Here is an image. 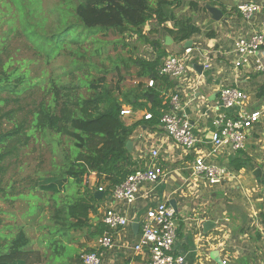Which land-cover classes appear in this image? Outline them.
<instances>
[{"label": "trees", "instance_id": "obj_1", "mask_svg": "<svg viewBox=\"0 0 264 264\" xmlns=\"http://www.w3.org/2000/svg\"><path fill=\"white\" fill-rule=\"evenodd\" d=\"M2 4L5 9L0 11V19L9 16L5 23L11 31H17L27 40L32 60L23 65L13 59L6 38L0 36V48H4L0 50V95L20 94L27 90V67L35 58L50 66L62 57L71 59L69 68L60 67L59 73L50 72L44 99L32 111H27L30 112L29 120L19 122L14 112L0 118V162L5 156L17 152L18 147L26 146L35 132L46 145L60 148L62 142H71L69 153L64 155L65 165H62L60 177L39 186L43 193L51 194L53 201L49 216L52 226L48 227L47 234L42 235L41 241V245L51 251L50 254L31 249L23 228L13 235L0 233V264H47V258L56 261L67 256L68 245L64 238L72 236L73 232L87 228L90 234L93 232V237L105 232L101 223L89 224V216L97 213L102 201L95 193L102 184L107 190L119 185L135 171V163L126 144L130 142L136 125L127 127L120 119L122 105L150 113L151 119L143 123L150 126H158L161 112L167 109L160 97V87L167 79L158 77L166 46L164 42L144 37L146 24L151 25L149 34L161 28L173 43L179 44L190 41L195 29L190 20L175 19L170 10L173 3L168 0H61L51 9H46L42 0H3ZM169 21L173 23L168 29L165 26ZM109 34L123 38L124 42L128 36L140 38L151 45L155 56L151 59L130 54L116 60L123 70L135 69L137 79L154 81L155 87L137 85L135 90L122 92L118 84L112 87L107 84L108 72L103 70L102 63L98 76L91 73L98 66L93 61L87 65L83 63L87 58L85 43L90 40L95 43L89 56L99 58L103 53L102 47L98 46L102 38L95 35ZM123 47H126L125 43ZM113 65L118 75V62ZM22 68L25 71H20ZM45 72L42 70L41 77ZM260 92L264 93V87ZM2 119H6L12 129L2 132ZM51 152L55 153L54 150ZM4 171V167H0V173ZM91 174H94V185L82 186ZM69 181L73 182L75 189L68 192ZM59 195L65 196L59 199ZM17 196L23 198V195ZM28 197L36 198L33 195ZM37 201H40L39 197ZM33 208L35 205L29 204L28 215H35L29 212ZM41 210L38 205L37 212ZM79 257L76 253L71 255L67 264H81Z\"/></svg>", "mask_w": 264, "mask_h": 264}, {"label": "crops", "instance_id": "obj_2", "mask_svg": "<svg viewBox=\"0 0 264 264\" xmlns=\"http://www.w3.org/2000/svg\"><path fill=\"white\" fill-rule=\"evenodd\" d=\"M168 1L173 3L170 10L175 19H188L195 29L188 45L193 49L194 57L185 65L188 80L180 84L181 87L169 81L162 86L173 90L179 88V114L188 119L199 143L194 150L184 151L166 138L160 125L143 124L148 122L142 119L144 111L131 107L135 114L124 124L127 127L136 125L130 137L133 168H142L145 153L160 149L161 165L167 176L160 183L144 184L139 188L136 200L130 206L121 207L109 193L101 196L97 212L115 208L126 213L129 220L126 227L113 233L114 247L102 252L101 260L103 264H145L148 253L131 250L140 237L139 222L147 209L157 203L169 205L173 200L178 226L174 252L184 258L185 264H221L222 261L226 264H264V214L260 201L264 196V114L250 129L243 150L233 153L222 148L213 158L212 162L224 167L227 173L220 183L210 185L203 177L191 174L194 158L209 149L207 137L213 130V117L228 112L213 107L223 87H237L247 95L243 109L264 113V93L260 94L264 87V70L256 69V60L264 68V48L251 56L249 64L238 69L233 65L235 40L248 35L263 20L257 16L247 22L237 7L248 2L264 5V0ZM179 7L183 10H178ZM208 8L220 11L218 21L213 19ZM172 23L169 21L165 27L171 28ZM149 35H152L151 39L164 42L166 55L181 54L185 48V44L172 40L165 45L168 36L161 28ZM204 54L210 60L208 68L204 67ZM196 83L197 89L192 93ZM161 99L164 104L165 99ZM89 223L94 226L96 220ZM206 223L208 226L204 227ZM99 237V234L95 236L92 250L97 249Z\"/></svg>", "mask_w": 264, "mask_h": 264}, {"label": "built area", "instance_id": "obj_3", "mask_svg": "<svg viewBox=\"0 0 264 264\" xmlns=\"http://www.w3.org/2000/svg\"><path fill=\"white\" fill-rule=\"evenodd\" d=\"M240 15L247 21H252L255 17L261 16L263 20L258 27L246 36L238 37L233 45L234 68L238 69L250 63L251 56L264 48V5L255 2H248L237 7ZM153 22V21H152ZM149 27V24H146ZM145 26V27H146ZM149 30V29H148ZM143 31L145 35L147 32ZM197 52V51H196ZM154 56V52L151 53ZM194 57L191 47H185L182 53L168 54L164 56L158 68V77L167 79L169 82H176L181 87L186 78L185 65ZM202 59V58H201ZM204 67L208 68L210 60L206 54L203 55ZM256 69L264 68L256 60ZM146 87H155L152 80H146ZM197 83L192 89L196 91ZM180 90L179 88L167 89L160 87V97L165 99L163 105H167V110L161 112L159 125L167 139H170L184 151L190 152L195 149L199 140L193 133V128L188 119L179 114L180 111ZM247 95L237 87H223L218 94V99L213 107L215 110L228 111L227 113H217L212 120L213 130L208 133L207 152H201L192 163L191 174L195 177H203L210 185L220 183L226 176L224 167L214 164L213 158L219 150L225 148L233 153L245 148L250 129L256 125L263 117V111H248L243 109ZM168 100V101H167ZM135 112L130 106L122 105L119 116L125 122ZM151 114L143 112L142 119L148 121ZM160 149H151L145 153L142 168L129 174L119 185L106 190L100 186L97 192L102 195H111L110 198L121 205L130 206L136 200V195L144 184L160 183L166 178L167 172L161 165ZM90 178L94 177L91 174ZM262 213L264 214V196L261 198ZM100 223L106 229L97 239L94 252L82 253L79 257L81 264H103L101 260L102 252L114 247L113 233L121 230L129 224L126 213L115 208L105 209ZM140 237L131 250L134 253H148V260L145 264H185L184 258L174 252L176 241L177 220L174 210L168 203H157L154 207L147 209L140 222ZM221 264H226L222 261Z\"/></svg>", "mask_w": 264, "mask_h": 264}, {"label": "rangeland", "instance_id": "obj_4", "mask_svg": "<svg viewBox=\"0 0 264 264\" xmlns=\"http://www.w3.org/2000/svg\"><path fill=\"white\" fill-rule=\"evenodd\" d=\"M4 1L8 2L9 0ZM2 2L3 0H0V11L5 9ZM58 2H61V0H42V5L47 7L46 9H51V7L57 5ZM178 10H183V7H179ZM54 18L55 15L53 19ZM8 19L9 16L6 19L5 17L0 19V36L6 38L5 40L9 44L8 51L10 56L20 64L25 65L28 63L27 60H32L31 47L27 40L19 35L17 31H11V27L5 23ZM148 29L149 27L146 26L145 31ZM149 31L150 29L144 36L148 38V40L152 38V35H149ZM95 36H98L99 39L102 38V41L98 46L102 47L103 53H100L99 58H93L92 56L90 58L89 53L95 47V43L91 40L86 41L85 49L87 51V58L83 63L87 65V62L93 61L98 66V68L91 71V73L98 76L97 72L99 68H101L102 63L103 70L108 72L106 75V81L109 86L112 87L115 84H118V87L122 92L135 90L137 85H143L145 87L146 79H137L134 74L135 69L129 68L128 70H123L119 60L116 59L125 58L130 54L137 58L151 59L153 56L151 54L153 51L151 45L147 43L145 44L140 38H131L130 36L125 39V42L123 41V38L112 34L107 36ZM124 43L126 44L125 48L123 47ZM2 49L4 48L1 47L0 50ZM62 58L56 60L51 66L50 64H42L40 60L36 61L35 58L27 67V69H29V72L26 74L29 80L27 90L20 94L0 95V118L5 117L10 112H14V115L17 118L16 120L19 122L24 119L29 120L30 112L27 113V111L31 109L33 110L34 107L44 99L50 72L53 71L54 73H59L60 70L58 68H69V62L71 59L66 57V61ZM116 61L118 62L117 66L120 69L118 75L114 71L113 65ZM86 69L87 68H84V70ZM22 70L25 71V68H22L20 71ZM42 70L46 71L44 77H41ZM74 78L77 77L74 75ZM119 78L121 81H118ZM134 95H136V93H134ZM26 113V118H23ZM2 124V132H7L12 129V126L7 123L6 119H2ZM70 145V141L62 142L60 148L53 145H46L43 139L39 136V133L35 132V135L31 136L30 140L26 143V146L18 147L17 152H13L10 156H5V159L0 162V167H4L5 169L3 173H0V233L3 236L13 235L18 229L23 228L30 241L31 249L50 254L51 251L49 252L46 247L44 248L41 245V241L43 238L42 235L47 234L48 227L52 226L49 216L51 215L50 205L53 201L50 199L51 194L43 193L39 186L47 184L54 178L58 179L60 177L62 165H65L63 163L64 155L69 153ZM51 150H54L55 153H52ZM3 153H5V151H3ZM90 177L85 180L86 183L83 181L82 186L87 184L92 187L91 185L94 184L92 182L94 177ZM67 186L68 192L75 189L73 182L69 181ZM102 187L106 190L104 184H102ZM81 191H83V188H81ZM68 192H65L64 194H67ZM108 193L106 194L109 195ZM17 195H23V198L18 197ZM28 195H33L36 198L30 199ZM64 196L65 195H59V199H62ZM38 197L40 198V201H37ZM45 202L46 204H44ZM29 204L35 205V208H33V210L30 209L29 211L35 215L30 216L27 214ZM38 205L40 209H42L39 213L37 212ZM104 210H102V212H97L95 215H91V218L89 216L90 221L96 220V224L100 223ZM92 216L94 217L92 218ZM92 234H90V230L87 228L82 231L73 232L72 236L70 235V237L64 238V243L68 245L67 256L64 255L61 260L60 257L56 261L52 259L49 261V258H47V264H67V259L71 255L76 253V255L78 254L80 256L82 253H87V250L92 249L95 245V237H93Z\"/></svg>", "mask_w": 264, "mask_h": 264}, {"label": "water", "instance_id": "obj_5", "mask_svg": "<svg viewBox=\"0 0 264 264\" xmlns=\"http://www.w3.org/2000/svg\"><path fill=\"white\" fill-rule=\"evenodd\" d=\"M207 10L212 15V17H213V19L215 21H218L220 19L221 13H220L219 10L213 9V8H208ZM169 42H171V39L169 37H166L165 38V45H169L170 44ZM188 45H189V41L185 44V47H188ZM130 146H131V143L128 142L126 144V147L128 148V150H130ZM95 195L101 197L102 196V193L97 192V193H95ZM169 206L174 210L175 213L177 212V207L175 205V201H173V200L170 201L169 202ZM207 226H208V223H206L204 227H207Z\"/></svg>", "mask_w": 264, "mask_h": 264}, {"label": "clouds", "instance_id": "obj_6", "mask_svg": "<svg viewBox=\"0 0 264 264\" xmlns=\"http://www.w3.org/2000/svg\"><path fill=\"white\" fill-rule=\"evenodd\" d=\"M94 180H95V178H94Z\"/></svg>", "mask_w": 264, "mask_h": 264}]
</instances>
